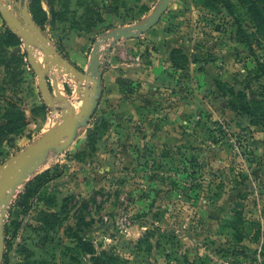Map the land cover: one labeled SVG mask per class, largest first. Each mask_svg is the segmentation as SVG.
Listing matches in <instances>:
<instances>
[{"label":"rangeland","instance_id":"374dc122","mask_svg":"<svg viewBox=\"0 0 264 264\" xmlns=\"http://www.w3.org/2000/svg\"><path fill=\"white\" fill-rule=\"evenodd\" d=\"M155 2L28 8L61 54H83L85 69L103 30L136 22ZM228 2L233 15L214 0H172L154 27L118 42L89 124L6 207L2 264H264V32L254 35ZM7 29L0 16V164L60 116L42 100L22 40L5 43ZM68 77H57L65 96ZM6 123L21 126L8 134Z\"/></svg>","mask_w":264,"mask_h":264},{"label":"water","instance_id":"95a60500","mask_svg":"<svg viewBox=\"0 0 264 264\" xmlns=\"http://www.w3.org/2000/svg\"><path fill=\"white\" fill-rule=\"evenodd\" d=\"M28 1L0 0V16L5 26L22 40L27 63L37 76L42 100L60 116L51 117L50 126L36 141L0 164V264L5 254V210L17 189L46 163L50 154L59 155L67 150L78 131L89 124L103 93L104 69L117 42L138 38L154 27L172 0H156L152 8L136 22L103 30L93 43L85 69L81 70L56 49L51 39L34 22ZM36 50L42 54L40 60L34 54ZM48 73L53 74L51 83L46 79ZM63 74H68L75 81L70 96H65L58 86L57 76ZM71 98L80 100L78 110L71 103Z\"/></svg>","mask_w":264,"mask_h":264},{"label":"trees","instance_id":"16d2710c","mask_svg":"<svg viewBox=\"0 0 264 264\" xmlns=\"http://www.w3.org/2000/svg\"><path fill=\"white\" fill-rule=\"evenodd\" d=\"M20 2H22V0H18ZM217 3L224 5V7L226 8V10L228 11V13H230L231 15L235 14L236 12V7L237 5H234L233 3L228 2V0H214ZM238 2V6L240 7V9H242L244 11L245 16L248 18L249 22L253 25L254 29H255V34H259L262 36V32H264V0H235ZM30 13L32 15V18L34 20V22L43 30L42 27V23L36 18L35 14L33 13V10L31 8L30 5ZM240 34L242 36L245 35V32L243 30H240ZM7 36H8V40L9 42L5 43L7 45H9L10 47H16L18 46L21 41L19 39V37H17V35H15L14 33H12L10 30L7 29ZM178 52L176 50L171 51L170 52V62L174 65V56L175 53ZM65 58H67L72 64H74L78 69L81 70V68L76 65V63H74L73 61H71L67 55L62 54ZM28 64V63H27ZM28 66L30 67V65L28 64ZM216 88L218 89L219 93L222 95V98L225 99V93L219 88V85L216 84L215 85ZM263 102V101H262ZM226 107H229L231 110H236L237 107L234 105V103L230 102L227 100L226 102ZM240 111L242 112H246L248 114H252L251 109L249 107H241ZM20 114V113H19ZM20 118L22 119V114H20ZM262 120H264V108L262 107ZM21 125H16L15 123H10V125L4 124L1 126V129H5L7 130L8 134L14 133L16 131H18L20 129ZM82 243V250L87 253V254H93L94 253V249L93 246L91 245V243L89 242H85L83 240H81ZM95 261H97V259H94Z\"/></svg>","mask_w":264,"mask_h":264},{"label":"crops","instance_id":"0c3cea01","mask_svg":"<svg viewBox=\"0 0 264 264\" xmlns=\"http://www.w3.org/2000/svg\"><path fill=\"white\" fill-rule=\"evenodd\" d=\"M129 40V39H128ZM119 42V41H118ZM117 42V45H116V47L115 48H113L112 49V51H111V53H110V57H109V59H108V63L110 62V59L112 58V55H113V52H114V50H116V49H118L119 48V43ZM24 51H25V49H24ZM61 53V52H60ZM68 57V56H67ZM69 58V57H68ZM71 61H73L74 63H75V61H76V65H80L81 64V62H83L84 60H85V57L83 56V54H80V55H76V56H74V57H70L69 58ZM87 59H88V57H87ZM86 59V60H87ZM171 65V62H170V60H168V61H166V66L168 67V66H170ZM81 68V67H80ZM161 73H162V71H161ZM163 74H165V72H163L162 74H159V76H158V78H157V80H156V84H157V82L158 81H162L165 77H164V75ZM167 75V74H166ZM60 76V75H59ZM59 76H57L58 77V79H59ZM103 76H104V73H103ZM103 76H102V85H103ZM167 77V76H166ZM52 78H53V74L52 73H48V75L46 76V79H47V81H48V83H50V81H52ZM68 79L72 82V90H74V88H75V81L71 78V77H68ZM58 86H59V88H60V90H61V92L62 93H64V91L62 90V88L60 87V85L58 84ZM154 90H157V88L155 87L154 88ZM101 99V98H100ZM185 122V121H184Z\"/></svg>","mask_w":264,"mask_h":264}]
</instances>
